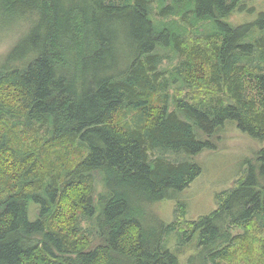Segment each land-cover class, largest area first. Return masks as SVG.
<instances>
[{
  "label": "trees",
  "instance_id": "1",
  "mask_svg": "<svg viewBox=\"0 0 264 264\" xmlns=\"http://www.w3.org/2000/svg\"><path fill=\"white\" fill-rule=\"evenodd\" d=\"M246 1L0 0L27 28L0 64V264H182L173 233L188 264H264V149L186 227L145 209L227 121L264 141V11L225 20Z\"/></svg>",
  "mask_w": 264,
  "mask_h": 264
},
{
  "label": "rangeland",
  "instance_id": "2",
  "mask_svg": "<svg viewBox=\"0 0 264 264\" xmlns=\"http://www.w3.org/2000/svg\"><path fill=\"white\" fill-rule=\"evenodd\" d=\"M242 5H246L242 11L237 9L225 20L234 25H242L257 20L264 11V0H247ZM249 9L254 10L251 12ZM179 20V17H173L168 22ZM26 31V26L22 24L11 26L0 24V64L8 60L7 54L13 51ZM163 65L166 70H173L178 65V59H169ZM212 141L216 149H207L192 158L193 162L201 166L202 174L185 190H172L164 200L147 205L145 209L151 216L158 217L166 223H173L177 221L178 215L180 216L181 211L178 212V207L183 205L187 213L186 217L180 220V227L184 228L187 226V221L211 214L218 206L217 195L233 189L237 181L245 175L248 163L253 162L258 153L264 149V141L241 131L235 121H227L224 127L216 132ZM160 155H162L160 152L155 154V156ZM164 156L175 160L185 157L177 154H164ZM95 177L97 190L102 192L103 177L99 173H95ZM83 227L94 230L93 236L96 234L93 221L84 222ZM167 240L168 246L178 253L182 264H188L187 259L190 255L198 253L195 244L178 249L176 233L170 235Z\"/></svg>",
  "mask_w": 264,
  "mask_h": 264
}]
</instances>
